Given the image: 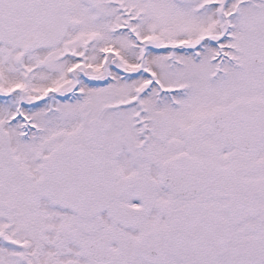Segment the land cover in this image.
<instances>
[{"label": "snow or ice", "instance_id": "obj_1", "mask_svg": "<svg viewBox=\"0 0 264 264\" xmlns=\"http://www.w3.org/2000/svg\"><path fill=\"white\" fill-rule=\"evenodd\" d=\"M0 264H264V0H0Z\"/></svg>", "mask_w": 264, "mask_h": 264}]
</instances>
